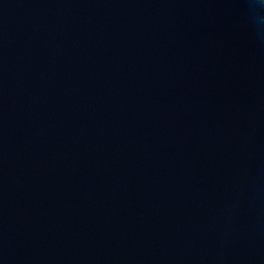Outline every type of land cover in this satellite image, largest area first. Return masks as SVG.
<instances>
[{
  "label": "water",
  "instance_id": "1",
  "mask_svg": "<svg viewBox=\"0 0 264 264\" xmlns=\"http://www.w3.org/2000/svg\"><path fill=\"white\" fill-rule=\"evenodd\" d=\"M100 54L264 179V0H47Z\"/></svg>",
  "mask_w": 264,
  "mask_h": 264
},
{
  "label": "clouds",
  "instance_id": "2",
  "mask_svg": "<svg viewBox=\"0 0 264 264\" xmlns=\"http://www.w3.org/2000/svg\"><path fill=\"white\" fill-rule=\"evenodd\" d=\"M251 4L253 6H257L258 5V0H251Z\"/></svg>",
  "mask_w": 264,
  "mask_h": 264
}]
</instances>
